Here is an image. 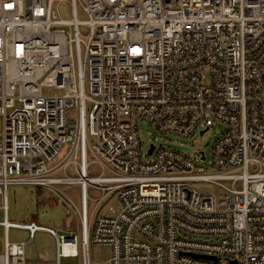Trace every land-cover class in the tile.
I'll return each mask as SVG.
<instances>
[{
  "label": "built area",
  "instance_id": "2783aa9c",
  "mask_svg": "<svg viewBox=\"0 0 264 264\" xmlns=\"http://www.w3.org/2000/svg\"><path fill=\"white\" fill-rule=\"evenodd\" d=\"M142 119L226 132L144 161ZM0 125V264H264V0H0ZM11 186L65 198L80 235L10 222ZM38 231L55 261L28 259Z\"/></svg>",
  "mask_w": 264,
  "mask_h": 264
},
{
  "label": "rangeland",
  "instance_id": "374dc122",
  "mask_svg": "<svg viewBox=\"0 0 264 264\" xmlns=\"http://www.w3.org/2000/svg\"><path fill=\"white\" fill-rule=\"evenodd\" d=\"M59 13L63 19H70L71 14L66 3L59 5ZM83 18V15L80 16ZM82 27L81 31L85 32ZM50 93L51 89H44ZM1 126V125H0ZM139 134L142 142L143 160L150 159L147 152L151 145L175 148L189 155L205 153L208 159L211 157L215 142L226 132V127L215 122L208 133L201 136L199 131L192 137L179 135H162L154 125L146 119L138 122ZM1 129V128H0ZM1 132V130H0ZM68 195L76 202L80 201L78 186L67 189ZM216 192V191H215ZM109 204V203H108ZM115 206L116 203L114 204ZM8 220L14 224L27 225L34 222L37 226L55 230L59 234L70 232L80 235V220L76 210L69 206L67 200L57 196L47 188L11 186L8 193ZM4 215L0 212V221ZM4 229L0 227V238L4 237ZM10 241H27L29 232L21 228H11L8 231ZM26 254L32 262H53L57 255V242L55 237L45 231L36 232L34 238L27 246ZM93 263H100L110 257L108 247L92 246L90 250ZM63 264H80L79 259L68 258L62 260Z\"/></svg>",
  "mask_w": 264,
  "mask_h": 264
},
{
  "label": "water",
  "instance_id": "95a60500",
  "mask_svg": "<svg viewBox=\"0 0 264 264\" xmlns=\"http://www.w3.org/2000/svg\"><path fill=\"white\" fill-rule=\"evenodd\" d=\"M203 134H204V131L201 132V135H203ZM153 149H154V147H152V149L150 150V154L152 153Z\"/></svg>",
  "mask_w": 264,
  "mask_h": 264
}]
</instances>
